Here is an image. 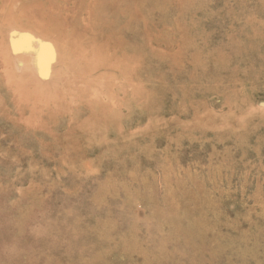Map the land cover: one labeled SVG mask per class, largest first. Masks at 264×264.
I'll use <instances>...</instances> for the list:
<instances>
[{
	"label": "rangeland",
	"instance_id": "374dc122",
	"mask_svg": "<svg viewBox=\"0 0 264 264\" xmlns=\"http://www.w3.org/2000/svg\"><path fill=\"white\" fill-rule=\"evenodd\" d=\"M0 264H264V0H0Z\"/></svg>",
	"mask_w": 264,
	"mask_h": 264
}]
</instances>
